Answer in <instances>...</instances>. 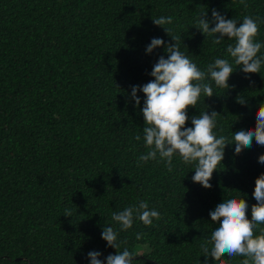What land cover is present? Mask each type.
<instances>
[{
	"label": "trees",
	"instance_id": "1",
	"mask_svg": "<svg viewBox=\"0 0 264 264\" xmlns=\"http://www.w3.org/2000/svg\"><path fill=\"white\" fill-rule=\"evenodd\" d=\"M0 264H264V0H0Z\"/></svg>",
	"mask_w": 264,
	"mask_h": 264
}]
</instances>
